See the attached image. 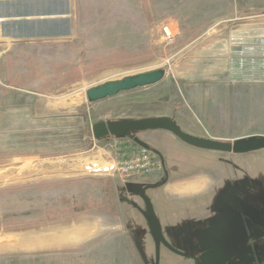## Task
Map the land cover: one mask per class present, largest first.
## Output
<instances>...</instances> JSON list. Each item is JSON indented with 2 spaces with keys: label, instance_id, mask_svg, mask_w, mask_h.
<instances>
[{
  "label": "rangeland",
  "instance_id": "rangeland-1",
  "mask_svg": "<svg viewBox=\"0 0 264 264\" xmlns=\"http://www.w3.org/2000/svg\"><path fill=\"white\" fill-rule=\"evenodd\" d=\"M241 1L103 0V22L63 54L24 56L40 69L23 71L22 86L0 83V264H264V148L93 131L194 117L185 88L215 87L230 32L264 31ZM158 69L166 76L156 84L87 100L91 87ZM258 133L220 140L247 146ZM142 149L153 155L149 173L129 168Z\"/></svg>",
  "mask_w": 264,
  "mask_h": 264
},
{
  "label": "crops",
  "instance_id": "crops-1",
  "mask_svg": "<svg viewBox=\"0 0 264 264\" xmlns=\"http://www.w3.org/2000/svg\"><path fill=\"white\" fill-rule=\"evenodd\" d=\"M241 2L252 10V22L264 20V0ZM102 7L103 0H0V83L22 86L23 71L40 69L24 64V56L63 54L65 43L75 42L82 30L103 22ZM263 36V29L245 25L231 31L215 87L185 88L186 110L194 117L159 116L171 117L198 136L227 139L259 134L264 129V44L257 40ZM155 133L164 139L173 135L167 130ZM190 182L200 187L206 180L197 177Z\"/></svg>",
  "mask_w": 264,
  "mask_h": 264
},
{
  "label": "water",
  "instance_id": "water-1",
  "mask_svg": "<svg viewBox=\"0 0 264 264\" xmlns=\"http://www.w3.org/2000/svg\"><path fill=\"white\" fill-rule=\"evenodd\" d=\"M166 76L164 69L153 70L147 73L126 77L122 80L110 81L102 85L91 87L87 91L88 101L96 102L138 87L149 86L162 81ZM167 130L182 141L199 147L220 152H241L250 149L264 148V139L246 145L234 144L230 141L200 137L188 133L177 122L168 116L148 117L143 119L113 120L107 123H99L93 126L95 137L101 139L110 135H124L130 132L146 130Z\"/></svg>",
  "mask_w": 264,
  "mask_h": 264
},
{
  "label": "built area",
  "instance_id": "built-area-1",
  "mask_svg": "<svg viewBox=\"0 0 264 264\" xmlns=\"http://www.w3.org/2000/svg\"><path fill=\"white\" fill-rule=\"evenodd\" d=\"M163 32L165 33V36L168 40L173 39V34L169 31L168 28H164ZM257 41L260 44H264V36L259 38ZM131 162H132V165H129L130 169L136 170L139 167V168L143 169V170H141L142 172H146V173L151 172L155 167V165H154L155 162L153 161V155L151 154V152H148L147 149H142L141 151H139L136 159L132 160ZM115 165H116V163L110 165L109 168H105V170L116 169ZM89 167H91L92 170H99V169L101 170V168H98L96 164L94 166H89ZM129 168L127 167L124 169L128 170Z\"/></svg>",
  "mask_w": 264,
  "mask_h": 264
}]
</instances>
